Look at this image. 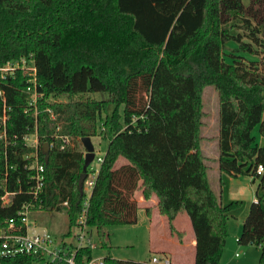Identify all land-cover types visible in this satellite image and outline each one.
Masks as SVG:
<instances>
[{
	"label": "trees",
	"instance_id": "obj_1",
	"mask_svg": "<svg viewBox=\"0 0 264 264\" xmlns=\"http://www.w3.org/2000/svg\"><path fill=\"white\" fill-rule=\"evenodd\" d=\"M235 26L242 30L234 33ZM243 34L264 46V0H0V66L32 60L41 94L35 109L25 68L0 77V116H8L5 134L0 122V228L11 218L21 223L19 211L28 203L64 208L74 226L87 198L84 185L82 195L79 189L81 139L101 130L108 146L86 221L102 246H109L108 225L138 222L135 191L142 189L147 200L157 196L159 212L179 239L185 233L174 221L181 209L187 212L196 234L195 264H221L231 212L243 202L225 204L221 187L210 184L202 91L212 84L219 93V171L258 182V201L250 205L238 242L260 247L264 264V170L257 172L264 166V74L257 60L238 53L257 52ZM231 41L239 44L236 53L226 52ZM61 95L68 99H55ZM31 134L45 165L38 197L26 158L35 150L25 138ZM43 142L51 145L48 162ZM121 156L128 162L116 166ZM7 191L13 194L4 205ZM75 254L79 262L93 259L90 245ZM103 258L106 264H153L110 251ZM0 264L49 263L43 255L0 253Z\"/></svg>",
	"mask_w": 264,
	"mask_h": 264
},
{
	"label": "rangeland",
	"instance_id": "obj_2",
	"mask_svg": "<svg viewBox=\"0 0 264 264\" xmlns=\"http://www.w3.org/2000/svg\"><path fill=\"white\" fill-rule=\"evenodd\" d=\"M246 4L249 0H244ZM242 28L235 26L234 33H238ZM243 36V41L250 43L257 50L255 53L238 52L244 56L245 60H257L259 71L264 74V46L256 44L246 36ZM234 41L227 43V53H236L234 48L238 47ZM32 60H28L27 65H32ZM88 96L87 94L84 95ZM91 97L102 98L104 94L93 93ZM75 97V96H74ZM77 97H80L78 95ZM55 99L58 101H66L68 96L61 95ZM202 105H203V126H202V150L205 155V161L208 166V175L212 188L219 191L221 187L223 202L229 203L233 200H241L242 206L237 210L231 212L228 221V238L223 249L221 264H260L259 257L261 253L260 247L256 245H241L238 242L243 222L248 215L252 199L257 189L258 182L250 180V176L240 175L238 178H233L224 173L223 183L220 186V173L218 169L217 158L219 155V147L217 137L219 134V93L217 88L212 85H205L202 91ZM258 136V131H254ZM92 142L94 145L95 158L90 164V175L95 174L101 165L97 157H103L107 146L108 140L100 130L96 136H93ZM35 140V135L31 134L29 142ZM82 143V142H81ZM81 148L86 149L82 143ZM122 163H116V166ZM89 175V176H90ZM91 177V176H90ZM86 193L90 195L91 189H87ZM137 198V196L135 195ZM186 212L182 210L180 217V224L187 229L190 234L191 226L185 220ZM147 212L145 207L138 209V222L136 224H112L106 227L107 237L106 241L108 247L102 246L96 228H92L91 242H92V257L93 259L104 257L109 251L115 258L120 259H133L139 261H149L153 255H158L152 250L149 237V229L146 228L145 222L147 221ZM188 217V216H187ZM31 222L36 227L37 231L47 229L55 235L60 241L67 237V241H72L77 244V239L73 235L78 231L75 226L70 227L69 217L66 209H36L31 213ZM159 230H165L164 225L160 223ZM169 234L168 225L166 226V235ZM68 244V243H66ZM239 252V255H236Z\"/></svg>",
	"mask_w": 264,
	"mask_h": 264
},
{
	"label": "built area",
	"instance_id": "obj_3",
	"mask_svg": "<svg viewBox=\"0 0 264 264\" xmlns=\"http://www.w3.org/2000/svg\"><path fill=\"white\" fill-rule=\"evenodd\" d=\"M27 62V60L23 59L21 62H8L5 65L0 66V77L5 78L8 73H12L18 67L29 70V74L31 76L29 79L30 84L27 86L29 103L34 105L35 109H37V102L41 97V94L37 91L36 87V68L33 63L32 65H27ZM7 117L8 116L6 112L0 116V122L3 125L4 134L7 125ZM34 135L35 140L32 142L28 141L30 139V135L25 137L27 144L35 147V150L31 154L26 155V158L31 159L30 168L33 170V185L31 191L35 197H38L44 188L45 165L41 161L39 155L37 135ZM65 142L70 143L72 140L70 138H66ZM97 158L100 162L103 161V157ZM263 170L264 166L259 165L257 172L262 173ZM96 173L90 175L89 172L91 177L88 175V178L85 180V191H87V189H92L95 182ZM12 194L13 192L7 191L2 196V202L4 205L10 204ZM88 197L89 195L87 194V198L84 201L83 210L77 217L76 224L74 225L76 228H78V231L73 234L77 239V244H74L72 241H64V239L60 241L46 228L42 231H37L36 227L30 220L31 213L36 209L33 208L31 203H28L25 204L19 211L21 223L17 224L15 219L11 218L9 219L7 226L0 228L1 255L8 257L17 256L20 254L43 255L49 264H106L103 257L81 262L76 259L75 253L80 246L90 245L92 247L93 245L91 242L92 228L87 224L86 221ZM253 201L257 202L258 199L254 198ZM63 204L68 205V202L65 201ZM37 209H40V207ZM236 255H239V253H236ZM150 261L153 264H171V259L166 255H153Z\"/></svg>",
	"mask_w": 264,
	"mask_h": 264
},
{
	"label": "crops",
	"instance_id": "obj_4",
	"mask_svg": "<svg viewBox=\"0 0 264 264\" xmlns=\"http://www.w3.org/2000/svg\"><path fill=\"white\" fill-rule=\"evenodd\" d=\"M118 162L123 164L128 161L126 158L121 156L119 157L116 163ZM219 173H220V177L225 178L224 173H221L220 171ZM250 180L253 181L251 177H250ZM255 192H256V188H255ZM135 195L137 196L139 208L145 207L146 212H147L148 207L151 208V215H148L147 213L148 217H147V221L145 222V225H146V228L149 229V237H150V242H151L150 246L152 250L155 251L158 255L168 256L171 259V264H195L196 243H197L196 234L192 226L191 219L189 215L187 214V212L184 210L188 216L187 217L185 215V220L191 226L190 234L188 233L187 229H185L184 226L180 224V221H179L183 209L179 211L174 221L176 228L185 233L183 238L179 239L176 234H173L171 232L170 227H169V220L167 216L159 212L157 196L154 195L151 199L147 200L142 195V189H137L135 191ZM254 198H256V196H254ZM253 199H252V202H253ZM160 223L164 225L165 230L163 232L159 230ZM167 225L169 229V234L167 233L166 235ZM66 239L67 237L64 238V241H67ZM236 253H239V252H236Z\"/></svg>",
	"mask_w": 264,
	"mask_h": 264
},
{
	"label": "water",
	"instance_id": "obj_5",
	"mask_svg": "<svg viewBox=\"0 0 264 264\" xmlns=\"http://www.w3.org/2000/svg\"><path fill=\"white\" fill-rule=\"evenodd\" d=\"M81 141H82V143L86 149V152L84 155V157H85V163L83 166L84 171H83V173L79 179V189H80V193L82 195L83 194L84 179L86 177V172H87L88 167L90 166V164L92 163V161L95 158V151H94V145H93V142H92V139L90 136L82 137ZM41 148H42V153L44 154L45 160H46V162H48L49 154H50V150H51L50 143L49 142H43L41 145Z\"/></svg>",
	"mask_w": 264,
	"mask_h": 264
}]
</instances>
